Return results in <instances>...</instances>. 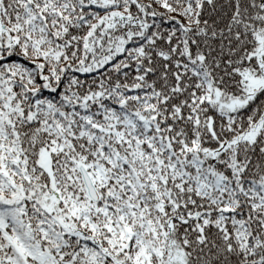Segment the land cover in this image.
<instances>
[{
    "label": "snow or ice",
    "instance_id": "snow-or-ice-1",
    "mask_svg": "<svg viewBox=\"0 0 264 264\" xmlns=\"http://www.w3.org/2000/svg\"><path fill=\"white\" fill-rule=\"evenodd\" d=\"M0 264H264V0H0Z\"/></svg>",
    "mask_w": 264,
    "mask_h": 264
}]
</instances>
